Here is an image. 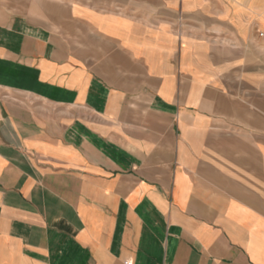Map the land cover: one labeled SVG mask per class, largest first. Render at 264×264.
<instances>
[{
    "label": "crops",
    "instance_id": "0c3cea01",
    "mask_svg": "<svg viewBox=\"0 0 264 264\" xmlns=\"http://www.w3.org/2000/svg\"><path fill=\"white\" fill-rule=\"evenodd\" d=\"M264 0H0V264H264Z\"/></svg>",
    "mask_w": 264,
    "mask_h": 264
},
{
    "label": "built area",
    "instance_id": "2783aa9c",
    "mask_svg": "<svg viewBox=\"0 0 264 264\" xmlns=\"http://www.w3.org/2000/svg\"><path fill=\"white\" fill-rule=\"evenodd\" d=\"M256 34H257V36L259 38H263L264 39V25L261 28L256 30Z\"/></svg>",
    "mask_w": 264,
    "mask_h": 264
},
{
    "label": "rangeland",
    "instance_id": "374dc122",
    "mask_svg": "<svg viewBox=\"0 0 264 264\" xmlns=\"http://www.w3.org/2000/svg\"><path fill=\"white\" fill-rule=\"evenodd\" d=\"M261 18L264 19V15Z\"/></svg>",
    "mask_w": 264,
    "mask_h": 264
}]
</instances>
